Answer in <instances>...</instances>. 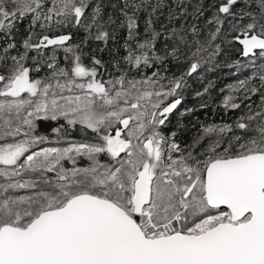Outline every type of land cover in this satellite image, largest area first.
I'll list each match as a JSON object with an SVG mask.
<instances>
[{
    "label": "snow or ice",
    "instance_id": "1",
    "mask_svg": "<svg viewBox=\"0 0 264 264\" xmlns=\"http://www.w3.org/2000/svg\"><path fill=\"white\" fill-rule=\"evenodd\" d=\"M213 7L205 31L201 0H0V264H264V64L231 122L170 127L222 44L264 60V0ZM117 29L109 71L85 46Z\"/></svg>",
    "mask_w": 264,
    "mask_h": 264
},
{
    "label": "trees",
    "instance_id": "2",
    "mask_svg": "<svg viewBox=\"0 0 264 264\" xmlns=\"http://www.w3.org/2000/svg\"><path fill=\"white\" fill-rule=\"evenodd\" d=\"M193 2H197V0H193ZM204 5L203 11L204 15L194 20V23H197L199 27L207 30L206 26H208V20L211 19L214 15L215 9L214 5L217 3V0H201ZM230 22H235L234 18H229ZM27 25V21L21 23V33H24V29ZM211 27V26H208ZM225 28H228V24L225 25ZM141 31H143V26H141ZM74 32V42H79L83 38V32ZM116 39L115 41H109L107 48L105 51L100 52L99 48H103L104 45L102 43H98L95 41L90 42L87 46H85L86 52H91L92 49H97L96 56L102 59L106 65L108 66V70L111 71L110 61L112 58L117 55L116 52L110 51L111 49H118L119 54L123 55L122 44L124 41V37L126 35L125 30L117 29L116 31ZM225 48L224 54H222L218 58V67L213 68L211 71L204 69L202 74L194 76L189 79V87L184 92V101L181 106H179V110L176 111L171 117V125L170 127L174 129L177 124L183 123L189 126V131L185 134V139L190 138L196 131V128H193L192 125L197 124V121L200 123H220V122H231L238 112H230L226 110L222 105L223 96L227 94L226 86L230 83H234L237 79H244L247 76L252 75L253 72H258L260 70V66L264 64V60L257 59L255 62V66L249 64L247 67L240 68L237 71L234 65V62L239 59L244 63H247L248 58H244L240 56V54L236 51L240 46L236 44L232 48L225 47V44L221 45ZM101 72H105V69H100ZM43 75V73H41ZM105 78H107V73L105 72ZM211 82V87L208 93H206L202 97L195 96L196 91H201L204 86L208 85ZM221 89H224V92H221ZM253 99H256L255 97ZM201 104H206V107H200ZM194 108V113L186 114L181 117L180 113L184 112L185 109ZM52 126H55V122H52ZM39 132L44 134H49L50 129H45L43 127L38 129ZM72 136L75 138H80L79 131L72 132Z\"/></svg>",
    "mask_w": 264,
    "mask_h": 264
}]
</instances>
